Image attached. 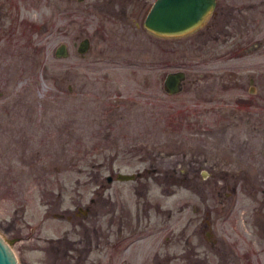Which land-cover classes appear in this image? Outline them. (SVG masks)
<instances>
[{"label":"rangeland","instance_id":"374dc122","mask_svg":"<svg viewBox=\"0 0 264 264\" xmlns=\"http://www.w3.org/2000/svg\"><path fill=\"white\" fill-rule=\"evenodd\" d=\"M98 1L4 8L0 232L18 240L19 264H139L157 250L171 264H264V80L259 96L249 84L264 79V48L252 49L264 43V0H224L240 20L207 44L152 36L138 20L132 32ZM85 38L91 49L82 56L76 45ZM63 43L70 55L58 58ZM179 70L185 89L170 95L164 80ZM244 99L257 104L247 109ZM185 155L199 169L197 187L183 179ZM153 168L161 183L117 179ZM79 207L98 215L79 216ZM138 212L146 238L134 245ZM84 224L102 240H78ZM66 238L78 250L57 255L50 242Z\"/></svg>","mask_w":264,"mask_h":264},{"label":"flooded vegetation","instance_id":"af4514ba","mask_svg":"<svg viewBox=\"0 0 264 264\" xmlns=\"http://www.w3.org/2000/svg\"><path fill=\"white\" fill-rule=\"evenodd\" d=\"M80 3L84 2L85 0H78ZM224 0H216V7L213 10V12L209 15V17L206 20V23L200 27L199 29H197L196 31L183 36L184 38H189V37H193V36H199L203 38H205L204 43L207 44L208 42H215V43H219L221 41V37L222 36H229L231 34V30L229 27H231L233 25V22L239 21L240 19L237 17V15L233 12V9L230 8L228 6V4H226L225 2H223ZM156 2V0H102V1H98L97 3H94V6L100 10L101 12H104L105 14L119 20V21H123V22H127L128 25L133 26L131 29V31H134V21H145L148 13L150 12L151 8L153 7L154 3ZM8 7L10 9L11 3L9 2V0H3L1 2L0 0V28H2L5 24L1 21L4 20V18H8L9 17V13H4V8ZM250 10V7H247ZM244 20V26H245V31L249 32L251 29V21L249 19V17H246ZM140 26V23L137 22L136 27ZM144 28V25H143ZM145 29V28H144ZM146 30V29H145ZM149 33V32H148ZM150 34V33H149ZM153 36V35H152ZM181 38V37H180ZM165 40L167 39H171V38H163ZM226 42V40H224ZM91 42V41H90ZM254 43V42H253ZM251 43L249 47H251V45L253 44ZM218 48V46H216ZM255 48V52L260 51V49L264 48V43H260V44H256L252 47V49ZM91 49V47H90ZM251 48H249L248 50H250ZM247 50V49H245ZM231 75V74H230ZM232 76V75H231ZM234 77V76H233ZM263 77L260 76H252L250 78L249 84H250V94L252 96H259L261 94L262 88H263ZM185 85L186 82L184 84V89H185ZM245 102V107L247 109H249L252 106H255L257 103L253 100V99H244ZM186 157L187 155H185V159L183 160L184 163V169H182V176L184 180H188L191 181L192 184L189 185L188 187L194 186L197 187L198 186V180L199 178V169L195 167L194 163H189L188 161H186ZM189 168H187V167ZM156 168L151 169H147V173H137L139 174L137 178H141L140 180H142V178L144 176H146L145 178L147 180H149L151 177L154 178V180H157L158 182L160 181V183L162 182V178H160V174H158L159 172H156ZM261 175V174H260ZM250 177V175H248L247 177L245 176H240L238 175V179H248ZM264 177V176H263ZM113 180L114 177L112 176ZM108 179V178H107ZM109 181V180H108ZM165 181V180H164ZM141 190L145 191L147 189V185L145 183L141 184ZM186 186V185H185ZM138 194H143V196H147V192L142 193L139 192ZM92 204L96 203V198H93L91 200ZM103 203V201H102ZM159 206L157 207V211H159ZM193 211L195 213H200V208L197 206L194 207ZM80 212H83L85 217H87L89 214H94L95 216L98 215V212L96 210H93L90 207L85 208V211L83 210V208L79 207L76 211V214L80 216ZM146 216L149 218V210H145L144 211ZM257 213V212H256ZM55 217H59V218H64L63 215H55ZM211 217V215H210ZM137 218V225H134V245H136V243L138 241H143L146 238L145 233H138V229L140 227V214L139 212L136 215ZM67 219L69 221H71L72 217L68 216ZM83 223H85V219L82 220ZM112 221V220H111ZM207 225L210 226L212 225L211 220H207ZM84 228H85V233L86 235H84L82 238L78 239V240H90L89 241V245L92 244V240H102L103 235H101L102 230L99 231H94V236L96 237H92L93 235H90L89 232H91L90 228L84 224ZM211 229V228H210ZM211 231V230H210ZM209 235L210 232L208 233ZM121 237L123 236V233L119 234ZM76 239H68L66 238V240H52L50 242L51 244V249L54 250L56 252L57 255L60 254L61 250L65 247L66 249H68L69 251H75L78 250V247H75V241ZM104 240H110L108 237H104ZM171 240H168V242H170ZM215 243L217 242L216 240L214 241ZM81 243H84V241H82ZM163 247L165 246L164 244L162 245ZM88 249V245L87 248ZM185 257V254L183 255ZM172 259L170 257V254L168 252H164L161 253L160 250H157L156 253L153 254V256H148L144 262H140L139 264H171ZM134 264H138V262H134ZM192 264H199L196 262H193Z\"/></svg>","mask_w":264,"mask_h":264},{"label":"water","instance_id":"95a60500","mask_svg":"<svg viewBox=\"0 0 264 264\" xmlns=\"http://www.w3.org/2000/svg\"><path fill=\"white\" fill-rule=\"evenodd\" d=\"M82 1V0H80ZM216 7V0H156L145 21V29L159 38H180L186 36L205 23ZM78 52L85 56L91 47L90 39L85 38L76 45ZM56 57L70 55L67 44L58 46ZM187 79L185 71H173L167 74L164 89L170 95L180 94ZM139 174L118 173L120 181L136 180ZM113 181L112 176L108 177ZM17 239H9L0 232V264H19V257L14 249Z\"/></svg>","mask_w":264,"mask_h":264}]
</instances>
